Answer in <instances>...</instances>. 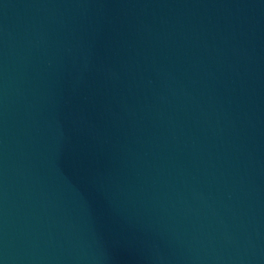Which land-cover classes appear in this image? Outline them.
Listing matches in <instances>:
<instances>
[{
    "label": "water",
    "instance_id": "water-1",
    "mask_svg": "<svg viewBox=\"0 0 264 264\" xmlns=\"http://www.w3.org/2000/svg\"><path fill=\"white\" fill-rule=\"evenodd\" d=\"M0 264H264V0H0Z\"/></svg>",
    "mask_w": 264,
    "mask_h": 264
}]
</instances>
